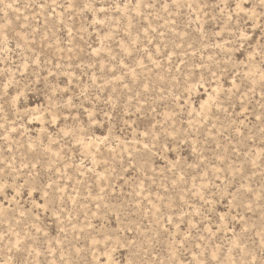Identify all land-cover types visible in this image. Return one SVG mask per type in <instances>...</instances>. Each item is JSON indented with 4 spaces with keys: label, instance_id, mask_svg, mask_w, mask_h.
<instances>
[{
    "label": "rangeland",
    "instance_id": "obj_1",
    "mask_svg": "<svg viewBox=\"0 0 264 264\" xmlns=\"http://www.w3.org/2000/svg\"><path fill=\"white\" fill-rule=\"evenodd\" d=\"M0 264H264V0H0Z\"/></svg>",
    "mask_w": 264,
    "mask_h": 264
}]
</instances>
